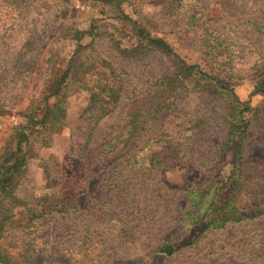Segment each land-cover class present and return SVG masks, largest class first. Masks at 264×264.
Listing matches in <instances>:
<instances>
[{"label":"rangeland","instance_id":"374dc122","mask_svg":"<svg viewBox=\"0 0 264 264\" xmlns=\"http://www.w3.org/2000/svg\"><path fill=\"white\" fill-rule=\"evenodd\" d=\"M263 65L264 0H0V157L27 134L14 194L48 211L9 232L15 251L38 250L32 264H264V214L177 223L191 184H233L231 206L252 213L257 198L264 210V190L248 193L264 186ZM64 71L62 110L31 123L21 111L51 106L41 99ZM166 239L177 249L154 251Z\"/></svg>","mask_w":264,"mask_h":264},{"label":"trees","instance_id":"16d2710c","mask_svg":"<svg viewBox=\"0 0 264 264\" xmlns=\"http://www.w3.org/2000/svg\"><path fill=\"white\" fill-rule=\"evenodd\" d=\"M127 18V17H126ZM128 19V18H127ZM138 35L141 37L142 40H146L147 45L150 46L154 50H158L163 52L169 57H174L175 54L172 51V47L168 44V42L163 38L152 37L150 34L145 33L144 30L138 29ZM66 76V71L62 73L61 78L57 81V85L55 87H50L48 89V93L43 96L41 102H45L49 97L55 96V102L52 105L44 104L43 106L37 105L32 108L27 106L24 108L22 113H25L29 116V121L33 124L38 122L32 118V115L35 111L43 109V116L42 119L46 118L48 114L54 112V110H62L60 107V101L56 98L58 97L60 83L63 81V77ZM258 80L254 85V93L257 92H264V65L260 68ZM224 88V86H222ZM237 103L242 105L240 100H237ZM52 107V108H51ZM51 108V109H50ZM3 108H0L2 110ZM32 109V110H31ZM111 111V109H110ZM154 111L157 112V108L155 107ZM103 112V111H102ZM100 113L98 114L99 117ZM154 117L156 114H152ZM97 116L95 118H98ZM42 119L40 121H42ZM146 121V119L144 120ZM144 125L142 124V127ZM144 128V127H143ZM244 130V129H243ZM243 130H232L231 137L232 141L239 144L242 137ZM131 137L130 134H127V138ZM16 143L15 147L12 151H10V156H6L1 160L0 157V263L1 264H32L33 253L36 254L39 252L35 250V248L21 250L22 252L15 251L16 246H14L15 241L18 238H14L12 234H9L10 231L15 230L16 225L18 227L29 228L33 222H29V220H37L43 214H46L48 211H45L46 207H42L39 211L33 210L28 207L27 202L24 200L19 199L14 194V189L19 179L20 169L24 166V150L22 148V143H26L28 136L23 131H20L16 134ZM112 141V140H111ZM111 141L109 144H111ZM231 142V141H230ZM239 156V155H238ZM238 156L236 155V159L238 160ZM111 157V156H110ZM106 158L109 163L113 160H116L117 157ZM236 170V169H235ZM241 175L234 178L232 177L235 182L239 180ZM213 181V180H212ZM188 190V201H189V208L185 210L181 216L179 217L177 223L180 225L181 228H189L191 226H198L201 230H206L209 228H217L222 229L226 225L230 223H236L241 220H248L259 217L261 214H264V210L260 208V202L257 198L254 200L255 204V212L247 213V211H243V209L235 208L231 206V199L234 196V187L231 184L229 187L224 188L226 191L224 194H214L211 191L213 186H208L207 188H200L196 185H190ZM262 188L260 190L257 189H250L249 194L255 193L259 194L264 190V186L261 185ZM214 189V188H213ZM212 189V190H213ZM220 190V189H219ZM79 192L74 193L72 197H69L66 200H56V204H61L62 209L65 210L66 207H76V202L74 201V197H76ZM228 195V196H227ZM231 196V199L229 198ZM252 197V195H249ZM255 195L253 196V198ZM263 199H261L262 201ZM71 201V203L69 202ZM70 203V205H68ZM200 207L196 209V207ZM23 206V210H26L29 214L28 223L20 225V219L17 218V215L23 214V211H16L17 208ZM20 209V208H19ZM185 234L183 235V237ZM20 237V236H19ZM5 238H11L14 240L5 241ZM182 239V238H181ZM179 241H170L166 239L161 245H158L154 248V251L165 253V254H172L177 249V244ZM33 252V253H32Z\"/></svg>","mask_w":264,"mask_h":264},{"label":"crops","instance_id":"0c3cea01","mask_svg":"<svg viewBox=\"0 0 264 264\" xmlns=\"http://www.w3.org/2000/svg\"><path fill=\"white\" fill-rule=\"evenodd\" d=\"M254 88V87H253Z\"/></svg>","mask_w":264,"mask_h":264}]
</instances>
